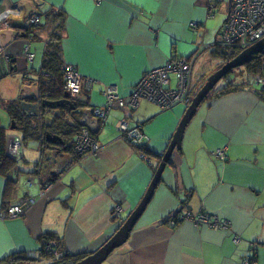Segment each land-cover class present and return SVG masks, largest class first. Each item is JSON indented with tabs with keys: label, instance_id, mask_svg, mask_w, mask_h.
Returning a JSON list of instances; mask_svg holds the SVG:
<instances>
[{
	"label": "crops",
	"instance_id": "obj_1",
	"mask_svg": "<svg viewBox=\"0 0 264 264\" xmlns=\"http://www.w3.org/2000/svg\"><path fill=\"white\" fill-rule=\"evenodd\" d=\"M229 7L230 0H0V18L10 14L7 25L0 20L7 71L0 69V126L8 139L18 136L3 104L38 100L37 76L57 22H50L53 12L63 18L56 33L64 64L83 78L75 99L85 105L82 129L100 147L96 156L72 155L68 163L71 156L41 157L37 142L21 140L20 158H12L15 166L6 177L0 175V261L23 255L30 263L50 235L58 238L62 255H89L115 234L145 196L186 110L179 105L162 111L145 100L134 107L114 104L104 119L92 110L104 105L106 89L126 99L147 71L171 58L191 61L192 87L198 88L214 69ZM32 17L39 26L29 32ZM21 20L28 32L12 28ZM27 46L32 61L25 57ZM170 82L174 88L173 75ZM259 89L253 84L199 106L127 241L102 264H264ZM120 120L141 127L144 146L133 148L122 139ZM217 150H224L223 161L212 155ZM14 206H24V214L3 219ZM201 215L207 224L196 223ZM170 218L179 224L171 228Z\"/></svg>",
	"mask_w": 264,
	"mask_h": 264
},
{
	"label": "built area",
	"instance_id": "obj_2",
	"mask_svg": "<svg viewBox=\"0 0 264 264\" xmlns=\"http://www.w3.org/2000/svg\"><path fill=\"white\" fill-rule=\"evenodd\" d=\"M10 14L2 16L7 25V19ZM0 18V20H2ZM29 26L39 25V18L32 17L28 20ZM264 39V0H230V7L220 29L219 45L222 48L234 49L237 52H243L256 43ZM25 57L27 61L33 60V54L29 47H25ZM264 60V55L262 56ZM192 65L191 61L184 59L171 58L164 66L147 71L141 79L132 88L131 93L126 99L120 97L114 88L106 89L105 103L102 107L92 110L94 116L104 119L114 104L119 108L134 107L139 100H145L157 105L162 111L171 110L176 106L188 108L192 97L190 90L192 88ZM173 75L176 80V86L171 87L170 76ZM82 77L73 66H66L64 70L63 89L71 100H75L82 92ZM259 88L264 89V77L259 76L255 80ZM69 99V100H70ZM117 130L122 139L131 147L145 145L147 137L143 134L140 126L132 127L126 120H120L116 124ZM74 150L80 155L96 156L100 152V147L94 142L87 129H82L75 140ZM22 141L19 137L8 139L7 154L14 159H19L22 150ZM215 158L223 161L225 159L224 150H217L212 154ZM139 157L147 162L146 155ZM24 209V206H22ZM22 208L14 206L5 210L2 218H18L24 213ZM189 217V216H188ZM204 215L196 219L198 224H207ZM179 220L170 218L167 225L174 228L179 224ZM227 225L221 227L226 229ZM234 244L239 243V238L233 239ZM48 250L49 247L45 246ZM57 254H53V259H57ZM52 260V259H50Z\"/></svg>",
	"mask_w": 264,
	"mask_h": 264
},
{
	"label": "trees",
	"instance_id": "obj_3",
	"mask_svg": "<svg viewBox=\"0 0 264 264\" xmlns=\"http://www.w3.org/2000/svg\"><path fill=\"white\" fill-rule=\"evenodd\" d=\"M50 18V22L54 20H57V22L54 21L56 24L51 29L53 31L48 37L41 70L37 76L38 100L36 104L38 109L36 113L32 115L24 113L21 109L20 101L18 100L3 105L10 118L11 126L13 125L14 127L16 136H18L24 144L28 142H37L40 147L41 157H44L45 152H48L53 156L57 155L65 158V156L72 157L73 155L75 158L80 159L85 155L77 154L73 145L75 144L78 133L84 128L82 109L85 105L82 101L71 100L70 98L72 107L70 105H57L65 98L64 95L66 93L63 86L64 70L67 65L64 64L62 57L61 35L60 33H56L57 31H62L63 18L60 13L54 16L53 12L50 13ZM38 26H29V32ZM26 32H28V30ZM215 48L216 54L222 57V66L240 54V52L234 49L222 48L219 43ZM263 55L264 53L257 56L254 61L245 66L247 74L253 76L252 82L247 80L245 83L233 85L231 83L232 78H229L227 85L218 89L215 87L209 93L207 100L253 87L256 78L263 76ZM226 76H228V74ZM226 76L224 78H227ZM205 81L197 88V91L200 90ZM256 93L264 101V89H259ZM46 101L51 102L53 106L42 105V103ZM8 137L9 135H7L6 129L0 126V175L3 177H6L15 166V160L10 158L7 154ZM53 138H56V141H54ZM55 158L57 157L55 156ZM73 159V157L69 158L68 163H71ZM121 221L122 223L124 222V220ZM47 239V245L45 246H48L49 249L46 250L45 246L41 248L39 255L37 254L30 263H28L29 260L24 258L23 255L9 256L4 262L7 264H25L26 260L27 264H74L84 257L83 255H62L60 253L61 243L58 238L54 235H50L47 236ZM53 254H57L58 258L53 259ZM71 261L72 263H70Z\"/></svg>",
	"mask_w": 264,
	"mask_h": 264
},
{
	"label": "water",
	"instance_id": "obj_4",
	"mask_svg": "<svg viewBox=\"0 0 264 264\" xmlns=\"http://www.w3.org/2000/svg\"><path fill=\"white\" fill-rule=\"evenodd\" d=\"M19 23H20L19 25H14V26L13 24H11L12 28L21 29L24 31L28 30V26L27 24H25L23 20H21ZM263 53H264V39L256 43L252 47L248 48L247 50L241 52L231 61L226 62L220 69H218L217 71L212 73L208 78H206V81L204 82L203 86L194 96L191 105L186 109L184 116L179 122L176 132L172 138V141L169 147L167 148L165 154H163L161 158L160 165L154 175L153 181L150 184L140 204L137 206V208H135L133 212H131V214L126 218L124 223L119 227V229L115 232V234L103 246H101L94 253H91L89 255L84 254V257L75 264H102L115 249L119 248L127 241L133 227L135 226L136 222L143 214L145 207L151 200L155 187L161 176V173L164 170V168L168 165L173 150L175 148L180 149V145L185 129L193 119L199 106L204 101H206L209 93L217 86L218 82H220L221 79H223L227 74L231 73L233 70L237 68L244 67L246 64L254 61V59L257 56ZM0 69H2L3 73L5 74L7 73L6 62L3 57H0ZM64 97H65L64 100H62L60 104L57 105H70L72 107L68 94H65ZM36 101L37 100L35 99V105H34L32 103L27 102V100H22L20 102L22 111L27 115L35 114L37 108ZM42 105L53 106L51 102H47V101L43 102ZM13 129L14 127L11 126V130ZM53 140L56 141V138H53ZM0 264H7V263H5L4 260H2L0 261Z\"/></svg>",
	"mask_w": 264,
	"mask_h": 264
},
{
	"label": "rangeland",
	"instance_id": "obj_5",
	"mask_svg": "<svg viewBox=\"0 0 264 264\" xmlns=\"http://www.w3.org/2000/svg\"><path fill=\"white\" fill-rule=\"evenodd\" d=\"M219 43V42H218ZM222 57L218 56L216 58V62H213V65L211 66L212 68L214 67V69L210 72V74L207 76V78L214 73L215 71H217L221 66H222ZM246 66V65H245ZM245 66L241 67V68H237L235 70H233L231 73L228 74V76H226L227 78H223L221 79L220 82H218L216 88H223L227 85V81L229 78H232V84L233 85H238V84H242L245 83L247 80L252 82L253 76L252 75H248L246 70H245ZM219 67V68H218ZM263 77H264V72H263ZM206 80V78L204 79V81ZM203 83V82H202ZM197 88H191L190 90V96L192 97V100L194 98V96L197 94ZM191 100V103H192ZM151 103V102H150ZM191 105V104H190ZM187 108H185L186 110ZM31 144V143H30ZM29 263V262H28ZM25 264H27V262H25Z\"/></svg>",
	"mask_w": 264,
	"mask_h": 264
}]
</instances>
